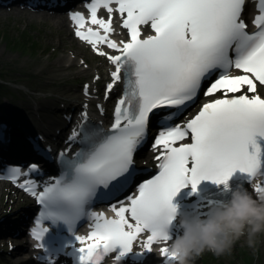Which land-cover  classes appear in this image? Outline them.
<instances>
[{
    "label": "snow or ice",
    "instance_id": "obj_1",
    "mask_svg": "<svg viewBox=\"0 0 264 264\" xmlns=\"http://www.w3.org/2000/svg\"><path fill=\"white\" fill-rule=\"evenodd\" d=\"M245 2L90 0L87 20L81 12L70 14L75 35L115 67L107 92L121 81L122 74L124 92L107 132L102 127L85 130L84 124L79 131L73 130L69 141L79 137L83 147L72 158L60 153L63 171L54 182L39 192L34 180L18 185L42 206L31 230L39 242L37 247L45 248L43 240L49 229L43 223L63 221L75 237L74 251L65 255L74 256L77 264H102L110 254L126 258L144 232L149 233L144 252H151L154 241L167 242L177 233L173 198L182 188L191 185L196 193L201 181L210 180L227 189L237 169L247 174L246 183L253 187L254 178L264 174V158L255 140L257 134L264 136V98L255 94L257 82L264 85V0L257 5L259 14L252 21L256 29L252 32L241 18ZM112 4L117 5L115 11L129 34L126 42L117 43L109 36ZM100 8L107 9V19L98 17ZM86 23L99 28L85 29ZM144 25H150L155 34L141 38ZM99 44L119 54L101 51ZM232 68L243 74L231 75ZM204 81H211L205 96L222 92V98L203 104L186 123L173 125L171 121L194 100ZM245 87L253 95L245 93ZM87 91L85 85V94ZM164 108L176 111L160 122L161 130L152 145L160 149L158 174L139 183L138 192L127 195V204H112L114 217L90 211L88 206L94 200L115 199L130 187L134 153L146 140L150 114ZM82 116L87 121V113ZM189 137L191 142L178 143ZM29 171H38L37 165H30ZM28 174L13 167L7 178L16 182ZM262 192L264 183H256L253 194ZM83 217L92 221L91 231L86 236L75 235L76 222ZM160 251L168 261L175 259L168 247ZM48 259L51 264L53 258Z\"/></svg>",
    "mask_w": 264,
    "mask_h": 264
},
{
    "label": "rangeland",
    "instance_id": "obj_2",
    "mask_svg": "<svg viewBox=\"0 0 264 264\" xmlns=\"http://www.w3.org/2000/svg\"><path fill=\"white\" fill-rule=\"evenodd\" d=\"M67 36L72 38L68 26L65 27L64 24L62 27H56L50 19L35 17L34 14L18 10H0V73H5L6 77L0 78V96L4 95L3 98L12 104L19 103L25 107L30 101L38 104L33 97H40L46 100L39 103L40 108H43L42 103H46L53 113L52 117L57 118L54 113L61 114L62 109H59V106L66 104L67 95L75 90L81 92L83 82L90 80L91 72L87 75L79 74L77 69L80 67L88 69L91 64L99 69L103 67L102 59L92 55L85 46L80 47L75 39L71 40L73 45H67ZM14 40H27V44L30 45L32 42L35 48L26 46L14 49L11 43ZM79 47L85 54L75 52ZM77 58H83V62L77 61ZM59 63H63L65 67L55 69L56 72L59 71L58 75L48 72V68ZM62 90L66 91L62 93ZM7 105L5 101L6 108ZM4 186L0 201L1 213L14 212L16 207L14 202L17 199L21 201L19 199L21 196H16L13 191L7 194ZM25 199L28 201L27 197ZM238 245L243 248L244 253L242 255L238 253L234 258L229 255L230 252H236L232 250L220 256L215 255V258L218 257L220 260L219 264H264V237H261L255 250L249 248L243 241ZM5 249H8L6 244ZM211 261L214 262L213 258L207 259L206 264H213Z\"/></svg>",
    "mask_w": 264,
    "mask_h": 264
},
{
    "label": "clouds",
    "instance_id": "obj_3",
    "mask_svg": "<svg viewBox=\"0 0 264 264\" xmlns=\"http://www.w3.org/2000/svg\"><path fill=\"white\" fill-rule=\"evenodd\" d=\"M176 228L174 238L167 241L169 252L175 256L173 264H193L204 252L223 255L240 241L255 250L264 237V192L253 194L238 184L226 198L213 203L203 213L179 212ZM120 261L114 257L112 264Z\"/></svg>",
    "mask_w": 264,
    "mask_h": 264
},
{
    "label": "bare ground",
    "instance_id": "obj_4",
    "mask_svg": "<svg viewBox=\"0 0 264 264\" xmlns=\"http://www.w3.org/2000/svg\"><path fill=\"white\" fill-rule=\"evenodd\" d=\"M4 2H5V0H4ZM2 6H3V3H2ZM67 9L68 8H67V6L65 4H63L61 6V11L65 12ZM35 17H39V18H43V19H46V18L50 19L53 22V24L56 25V27H62L63 24L65 25V27H67V21L61 15L48 16V15H44V14L38 13V14H35ZM249 32H252V31H249ZM67 38H68V40L66 41V42H68L67 45H73L72 42H71L72 38L76 40L77 44L80 47H83V45H84L83 42H81L80 40H78V39H76L74 37L71 38L70 36H67ZM23 41H27V40H19V41L14 40L13 42H11L12 43V47L14 49L21 47L20 43L23 42ZM66 42H64V43H66ZM80 47L76 48L75 52L76 53L85 54L84 51ZM64 60H65V58H64ZM63 67H65V65L63 63H59L57 65H52V68H48V72H50L53 75H58L59 71L56 72L55 69L56 68L59 69V68H63ZM92 67H93V65L91 67H89L88 69L80 67V68L77 69V72L79 74H84V75H87L90 72L93 74V72L96 70V67H93V68ZM51 77H52V75H51ZM89 81L91 83L92 88H94V82L91 81V79ZM207 82L208 81H206L204 83V85ZM65 91L66 90H62V93H64ZM81 97H82L81 92L80 91L77 92V90H75L74 92H71L70 94L67 95L66 100H65L66 104L75 103L76 101L80 100ZM33 98H34V100L38 101V104L35 101H32V102L30 101V102H27L26 107L22 106L19 103H16V104L9 103L7 105V109H6V107L4 105L0 106V112L3 111L2 114L5 115L6 117H8L9 120H11L12 128L15 130L14 132H16L17 135L22 133L24 130H28V132L30 133L31 129L33 127H36L37 131H38L39 128H41V124H43L44 127H42V130L40 131L41 135L43 136V134L45 133V131L48 128L47 127V125L49 124L48 122L55 119L54 117L50 118L51 114H53V113H51V110L48 108L46 103H42L41 104V106L43 108H40V106H39L40 102H44L46 100H42L40 97H37V96H34ZM84 100H86V99H84ZM72 107L75 109L74 106H72ZM23 109H26L29 112L26 113L27 111L25 110V112H24ZM41 117H43L42 120H47L49 118L50 119H49L48 122H42V123L36 122V118L40 120ZM72 117H73V115H72ZM75 117H77V119H79L78 116H75ZM176 119H177V117L174 118L171 121V123L173 124ZM17 124H20L22 126V130L21 131H19L18 127L16 126ZM69 124L71 125V122H69ZM52 132H60V129L54 127V130ZM12 133H13V131H11L10 134H12ZM15 150H16L15 147H12L11 149L5 147V149H1L0 152H1L2 155L13 157L16 154ZM35 150H37L36 147L35 148L29 147L28 149H26V151H29V152H33ZM144 172H145L144 173V178L142 180H146L147 178L152 176L154 174V169H148V170H145ZM52 173L53 172H51L50 174H52ZM3 183L4 182H0V201H1V198H2V185H3ZM134 184H135L134 182L130 183L131 186L134 185ZM29 204H30V201L28 203H26L25 206H28ZM88 207H90V206H88ZM0 212H1V209H0ZM36 214H37V212H36ZM33 215L35 216V213L32 214V215H28L29 219L26 218L27 214L19 215V217H18L19 221L17 223H15V224H17V226H20V228H21V226H23V222L30 221L33 218ZM28 224H29V222H28ZM15 226L16 225H11L10 229H12V230L15 229ZM5 229H6L5 225L0 223V235L5 231ZM25 245H26V248H24L25 251L23 252V254L29 256L31 254L30 253V249H29L27 243H25Z\"/></svg>",
    "mask_w": 264,
    "mask_h": 264
},
{
    "label": "trees",
    "instance_id": "obj_5",
    "mask_svg": "<svg viewBox=\"0 0 264 264\" xmlns=\"http://www.w3.org/2000/svg\"><path fill=\"white\" fill-rule=\"evenodd\" d=\"M20 45H21V47H26V46L28 48H33L34 47L32 42H30V45H28L26 41L21 42Z\"/></svg>",
    "mask_w": 264,
    "mask_h": 264
}]
</instances>
